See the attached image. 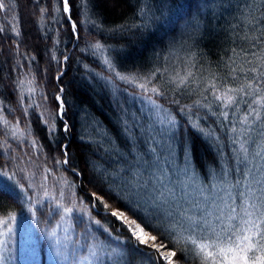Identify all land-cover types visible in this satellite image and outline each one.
Masks as SVG:
<instances>
[{
  "label": "trees",
  "instance_id": "1",
  "mask_svg": "<svg viewBox=\"0 0 264 264\" xmlns=\"http://www.w3.org/2000/svg\"><path fill=\"white\" fill-rule=\"evenodd\" d=\"M201 1L203 8L197 7L195 0H71V16L78 25L79 39H76L67 14L63 12L62 0H5L6 8L0 10V107L3 108L0 116L9 123L0 122V171L14 174L18 186L13 188L14 194L0 191V214L19 213L25 208L19 186L26 184L24 180L29 175L19 159L28 157V154L35 157L36 153L35 158L40 163L63 161L62 145H67L69 166L78 170V173L68 172L75 184L81 181V189H77L79 198H86L87 202L83 200L90 203L92 193H97L112 207H123L116 195L124 193L114 190L105 174L99 173V179L90 162L99 163L111 172L122 170L125 174L130 163L119 152L131 155L134 146L130 144V139L136 138L130 129L131 134L123 133L119 103L113 102L112 92L100 81L109 78L114 87L120 85V80L107 70L102 56L109 54L111 62L120 72L151 75L159 69L155 79L166 88V95L173 99L172 104L180 102L177 103L179 109L181 103L187 105L197 101L199 93H188L184 89H181L183 92L177 91L168 83L173 71L185 68L191 60L207 70L205 75L216 73L223 78L228 72L226 65L230 63L229 58L234 55L232 49L248 51L250 43L243 37L245 34L258 36L257 29L264 26V16L261 15L264 3L262 5L261 1L260 4V0ZM84 2L88 3L87 7L93 14L91 21H84ZM193 3L196 8L189 17L191 26L185 31L173 28L171 32L167 31L161 22L153 24L152 21V27L147 25L152 11L158 15L163 11L165 15H161V19L165 21L175 11L189 8ZM143 9L146 10L144 17ZM96 42L104 45L103 52L91 47ZM257 44L259 47V42ZM171 51L180 54L171 57ZM165 69L171 74L168 75ZM24 81L30 82L34 88L30 93L33 96L28 99H23V96L21 99L19 85ZM227 82L235 87L231 78ZM123 85L126 87L124 82ZM117 91L122 93L119 88ZM57 95L64 102V120L58 114ZM187 97L188 103L185 100ZM48 108L50 110L45 112ZM128 109L133 110L129 106ZM172 110L175 112L173 107ZM65 122L67 132L63 130ZM50 125L55 128L51 135L48 131ZM14 128L22 131L23 136L13 138ZM105 131L107 134L103 133ZM187 132L195 165L201 175L209 179V166H219L218 150L200 133L193 129ZM92 137L98 142H89ZM33 140L37 142L35 147ZM136 147L137 154L144 153L141 142L136 143ZM61 169L67 170L65 167ZM7 182L12 185L13 180ZM28 193L35 202L39 195L31 184ZM98 204L103 210L102 204ZM47 206H50L49 201H37L35 212H40L41 216L46 212L53 222L51 210L46 211ZM100 215L111 219L108 214ZM116 226L113 223L110 227L115 229ZM152 233L173 249L170 241L157 232ZM128 235L123 238L126 240ZM123 250H126L125 244ZM175 250L183 262L181 264H200L190 252H182L180 247ZM131 259L138 264L140 257L133 256Z\"/></svg>",
  "mask_w": 264,
  "mask_h": 264
},
{
  "label": "snow or ice",
  "instance_id": "2",
  "mask_svg": "<svg viewBox=\"0 0 264 264\" xmlns=\"http://www.w3.org/2000/svg\"><path fill=\"white\" fill-rule=\"evenodd\" d=\"M5 8V0H0V10ZM62 8L63 12L67 14L74 37L79 39L77 22L72 19L69 0H62ZM261 15L264 16V11L261 12ZM92 23L95 24V21ZM123 27L121 26V28ZM257 31L259 32L258 36L249 37L245 34L243 37L250 43L248 51L241 49L237 52L236 49H232L234 55L229 58L230 63L226 65L228 72L225 77L221 78L216 73L205 75L207 70L198 67L191 60L183 75L177 72L168 77V83L175 89H184L186 92L199 94L210 91L212 98L218 102V107L221 108L219 116L224 120H228L230 110L235 116L243 106V115L239 121L233 120L231 122L233 126L230 128V131L236 134L231 138L234 145L232 151L237 166L244 165L241 170L243 178H238L235 182L230 181L227 179V170L222 169L221 177L217 182L210 186L198 184L195 177L192 144L190 139L185 138L182 141L184 159L182 175L186 178L185 181L176 183L172 179V175L167 171L169 164L157 165L156 172L150 173L147 181L137 180L133 176L132 179L136 181L134 184L127 181L125 185L121 186V192L124 195L117 193L116 199L122 201L123 209L113 208L103 196L92 193L94 203L99 201L106 213L119 221L129 233L124 242H121V237L117 235L113 237L118 242L116 247L105 246L88 228L85 231V243L73 245L71 257L68 254L67 235L63 241L59 238L53 241V248L58 260H71V264H83L84 261H87L88 264H96L97 261L103 264L107 247L110 249L107 251V258L111 264H134L131 259L133 256L140 257L138 264H160L161 261L164 264H179L174 258L177 255L175 249L180 247L182 252H190L198 258L200 264H264V171H262L264 165L257 166L249 159L247 146L249 140L245 139V136L252 131L251 125L260 123L264 128V26ZM16 34L19 35L18 32ZM257 42H259V47ZM91 47L98 52H103L104 49V45L100 42H96ZM64 59L67 60L68 57L65 56ZM103 62L107 70L118 79L141 90L140 99L147 104L152 113L154 125L158 126L162 135L167 139L171 155L174 151L172 144L175 142L180 125L174 114L155 99V97H164L167 93L162 91L158 85L149 87L160 70L157 69L150 77H145L144 82H138V78L135 76L129 77L116 72L110 58L105 57ZM193 68H196L200 75L193 72L191 70ZM163 76L164 74L161 73L162 78ZM229 78L235 83V87L228 84ZM109 82H111L110 79ZM193 84H196L195 88L192 87ZM19 86L22 89L25 88L23 82ZM27 91L31 93L34 88L28 87ZM60 91L62 92L63 89ZM22 96L23 94H21V99ZM204 98L207 99V96L205 95ZM56 99L59 102L58 114L63 118L64 102L59 95L56 96ZM175 103H179V101H175ZM193 106L196 108L209 107L208 104H202L199 100L195 101ZM193 106L185 105L179 109L187 116L185 128L190 126L194 131L209 137L211 133L200 126L199 118L193 119ZM2 111L3 108L0 107V112ZM0 122L5 125L9 123L3 116H0ZM237 122L242 126L239 130L235 127ZM44 123L47 124L48 121L45 120ZM63 130L68 131L66 122ZM48 131L51 135L55 131L54 126L50 125ZM12 135L13 138H16L17 135L22 137L23 132L14 128ZM36 143L35 140L32 141L33 147L36 146ZM252 143L256 142L252 141ZM257 147L260 150L255 152V156L264 162V143L258 144ZM62 148L65 159L57 161V163L67 164V145H62ZM0 176L7 177V174L0 171ZM44 179L47 180V175ZM8 180H13L12 185H9ZM113 182L115 183V181ZM16 186L18 185L14 181V174L12 177L0 179V191L14 194L13 188ZM19 187L23 190L22 185ZM177 189H179V195H177ZM63 195L64 193L61 192V196ZM57 208H62L65 214H71L73 211L71 207H63L59 204ZM109 209L111 211H108ZM29 211L33 210L29 209ZM15 220L16 216L10 215L6 220L0 219V225H7ZM94 223L111 236L101 221L96 220ZM56 228H60V224H57ZM11 232V228H8L7 232H0V264H6L8 259L5 252L8 251V233ZM152 232H157L170 241L173 244V249L164 254L160 252V248L164 245H157L156 249L152 250L151 242L157 240V236L152 235ZM51 235H56L55 230ZM89 239L93 242L89 243ZM120 243L126 245V250L121 249ZM81 251H86L87 255L81 256L79 254Z\"/></svg>",
  "mask_w": 264,
  "mask_h": 264
},
{
  "label": "rangeland",
  "instance_id": "3",
  "mask_svg": "<svg viewBox=\"0 0 264 264\" xmlns=\"http://www.w3.org/2000/svg\"><path fill=\"white\" fill-rule=\"evenodd\" d=\"M261 1L262 0H260L259 2L260 4ZM196 2L197 7H204L203 1L195 0V3ZM69 3H71V0H69ZM87 5L86 2H84L85 9L84 11H82L85 14L84 21L86 22L91 21V17L93 15ZM195 8L196 7H194V3L191 4L189 8L183 7L181 10L175 11L173 15L168 16V19H166L165 21H162L161 19V15H165L163 11L161 15H158L157 12L152 11V15L150 16L151 21H149L147 25L152 27L153 24H159L161 22L164 24V27L167 29V31L171 32L172 28L185 31L191 26V20L189 19V17L190 14L194 12ZM145 13L146 10L143 9V17ZM152 21L154 22L153 24ZM97 28L99 29L98 25ZM96 32L98 33L99 31L96 30ZM91 38L96 37L92 36ZM179 54L180 53L171 51L169 56L174 57L178 56ZM102 57L103 61L105 57L110 58V60L112 61V57L107 53ZM114 67L116 72L129 77H137L138 82H144L145 77L151 76L135 74L131 72H120L116 68V66ZM186 70L187 64H185V68L181 67L180 69H175L172 75H175L177 72L183 75ZM191 70L193 72H197L195 68ZM166 72L168 75L171 74L170 71ZM197 75H200V73L197 72ZM102 79L103 80H100L101 83L106 84L107 88L110 90V93L112 92L111 95L113 102L116 103L115 101H117L119 103L118 109L120 112V121L123 133L131 134L129 131L132 130L136 138L131 137L130 139V144L134 146L131 150V155L119 152V155L123 157L126 162L130 163L129 168H127V171L125 173L127 175L122 174V170L119 173L111 172L105 167H101L99 163L90 161L93 166L94 173L98 174V176L99 173H103V175L105 174L106 176H108V179L111 181L112 188L114 190H119L118 192H121V186L125 185V182L131 181L133 184L136 182L132 179L133 176H135L137 180L143 179L147 181L149 179V174L156 172L157 165L164 166L166 164H169L170 166L167 167V171L170 175H172V179L176 183L185 181L186 178L182 175V169L184 166L182 141L185 138H188V136L186 135L188 134L187 131L192 128L190 126L185 128V125L187 123V116L179 111V106L177 105V103L172 104L171 100L173 99L168 98V95H165L164 97H155V99H157L165 109H169L174 114L176 120L180 125L175 142L172 144V149L174 151H172L170 155L167 139L162 135V132L159 130L158 126L154 125V119L152 118V113L147 104L142 99H140L141 90L134 87L132 84L120 79V85L117 87H114L106 79ZM123 82L126 84V87H124ZM23 83L25 85V88H21L23 99H28L33 95H30V93L27 91V88L33 87L28 81H24ZM154 85H158L162 91L166 92V88L163 85H160L156 79L152 81V84H150L149 87H152ZM193 87L195 88L196 84H193ZM116 88H119L122 93H118ZM178 90L183 92V90L181 89H177V91ZM205 95L207 96V99L204 98ZM24 96L26 98H24ZM197 97L198 100H202V104H208L209 107L196 108L193 106L194 102L188 103V97L185 98V100H187V106H193V119L199 118L200 126L211 133L209 137H204L207 138L212 143V145L215 146L216 150H218L219 166L218 168H212V166H209V179H205V177L201 175V172L195 165L196 182L198 184L210 186L212 183L217 182L218 178L221 177L222 169L227 170L228 180L235 182L238 178L242 179L243 177L241 175V170L244 168V165L241 164L237 166L236 159L232 151L234 145L231 142V138L236 134L232 133L230 131V128L233 126L231 122L233 120L239 121L240 117L243 115V106L235 116L233 115V111L230 110L228 120H224L219 116L221 108L218 107V102L212 98L210 91L209 93L198 94L196 98ZM181 104L182 107L186 105L184 103ZM128 106L133 110H129ZM172 107L174 108L175 112L172 110ZM25 109L26 108H24V110ZM49 110L50 109L48 108L45 112ZM213 113L217 114L214 115ZM62 120H64V118H62ZM235 127L239 130L242 126L237 122L235 124ZM251 127V133L245 136V139L249 140V144L247 145L249 148V159L252 160L253 164L261 166L264 165V162H262L259 157L255 156V152L260 150L257 145L264 143V128L261 127L260 123L253 124L251 125ZM86 132H89V130H87ZM103 133L107 134L106 131ZM200 135L202 136V134ZM88 141L91 143L98 142L96 139H94V137H92ZM252 141H255L256 143H252ZM139 142H141V144L144 146V153L140 155L137 154L136 147V143ZM28 155V157H21L19 159V163L21 162L20 164L25 167L26 173L29 175L24 180L26 184L22 185L23 190H21V188L19 187L23 193L22 200H24L25 208L24 210H22V212L19 213L15 212L7 215L0 214V219L5 220L10 215L16 216L15 221H12L7 225H0V232H7L8 228L12 229V232L8 233V251L5 252V256L8 258L6 260V264H71V260L60 261L57 259L55 250L53 248V241L57 238L63 241V239L67 235L69 242L68 254L69 257H71L73 255V245H82L85 243V231L88 228L91 229L92 234L97 237L99 241H101L105 246L110 245L111 247H116L118 242L115 241L113 237L117 235L121 237V242L125 241V238L123 237L128 235L129 233H127L126 229L122 227L121 223L114 217L110 216V219L109 217L106 218V216L104 217L103 215H100L107 213L105 209L101 210L98 204L99 201H95L94 203L93 196V200L90 203H86L88 201L86 200V198H83L84 200H86V202L83 199L79 198L80 194L78 190L81 189V181L75 184V182L72 180V177L70 176V173L68 172L73 171L74 173H78L77 169L71 168L68 163L63 164L54 162L52 164L50 162L44 163V161L40 163L38 161V158H35L37 157L36 153H34L35 157L31 154ZM21 159H23L24 161H21ZM115 161L117 163H120L118 159H115ZM61 167H65V169L67 170H62ZM145 170H147V172H145ZM262 171H264V167H262ZM2 172L7 174V177H12V175L7 171ZM45 175H47V180L44 179ZM0 177H2V179L7 178L4 176ZM79 177L81 180L82 177L80 174ZM177 177H179V179H177ZM113 181H115V183ZM29 184H31V186H34L36 193L39 195L35 202L30 199L28 193ZM61 192L64 193L63 196H61ZM177 195H179V189H177ZM40 200L50 202V206H47V210H45L48 212L51 210L50 215H52L53 222H51V219L46 212L43 213L44 216L42 215L44 219L41 218L42 216L39 214L40 212H35V204ZM58 204L62 205L63 207H71L73 209L72 213L65 214L62 208H57ZM52 207H54V209ZM120 208L123 209V207ZM29 209H32L33 211L30 212ZM108 211H111V209H109ZM94 213L97 215H95ZM96 220L101 221L102 225L109 230L111 236H109L101 228H98L95 225L94 222ZM113 223L117 225L115 229H112L110 227ZM57 224H60V228H56ZM53 230H55V236L51 235ZM96 231H99L101 234H98ZM120 232L121 234H119ZM152 235L155 234L152 233ZM88 242L92 243L93 241L89 239ZM157 245H164V247L160 248V252L164 254L172 249L167 243L161 241L159 237H157V240L155 242H151V249L155 250ZM119 246L122 250L124 249V243H120ZM109 250L110 249L106 247L103 264H111V261H109L107 258V251ZM79 254L83 256L87 255V252L81 251ZM178 255L179 254L176 255L174 260L178 261L179 264H181L183 262L179 259ZM83 264H88V262L84 261ZM96 264H100V262L97 261ZM160 264H164V262L161 261Z\"/></svg>",
  "mask_w": 264,
  "mask_h": 264
},
{
  "label": "bare ground",
  "instance_id": "4",
  "mask_svg": "<svg viewBox=\"0 0 264 264\" xmlns=\"http://www.w3.org/2000/svg\"><path fill=\"white\" fill-rule=\"evenodd\" d=\"M163 244V243H162Z\"/></svg>",
  "mask_w": 264,
  "mask_h": 264
},
{
  "label": "water",
  "instance_id": "5",
  "mask_svg": "<svg viewBox=\"0 0 264 264\" xmlns=\"http://www.w3.org/2000/svg\"><path fill=\"white\" fill-rule=\"evenodd\" d=\"M60 76V75H59Z\"/></svg>",
  "mask_w": 264,
  "mask_h": 264
}]
</instances>
